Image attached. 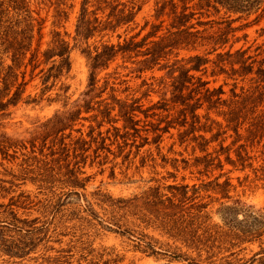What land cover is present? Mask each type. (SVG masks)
<instances>
[{"label": "trees", "instance_id": "16d2710c", "mask_svg": "<svg viewBox=\"0 0 264 264\" xmlns=\"http://www.w3.org/2000/svg\"><path fill=\"white\" fill-rule=\"evenodd\" d=\"M148 1L81 0L73 42L56 24L44 42L45 18L33 16L31 0H0V116L21 102H61L51 116L35 121L17 135L0 127L1 197L27 182L46 192V197L39 199L37 193L21 191L11 195L7 204H0V225L19 235L6 239L1 233L0 250L9 257L27 256L37 246L34 235L48 229L34 225L38 217L20 218V208L28 215L34 199H38L36 210L51 221L57 218L56 225L60 227L66 222L61 215L63 206L74 195L76 207L69 217L88 225H94L91 220L96 219L102 228L122 235L135 232L128 225H137L127 216L136 217L145 228L154 227L185 247L184 252L181 246L171 250L168 243L157 247L158 241L145 240L144 234L136 237V247L142 252L168 258L163 264H264V205L256 208L239 198L230 204L221 202L216 210L219 222H213V212L208 210L210 202L205 201L210 194L206 192L230 200L229 192L235 185L229 176L219 181L223 172L208 181L201 179L202 175L209 177L214 170H222L224 163L241 170L252 166L248 147L261 146L260 154H264V39L257 43L258 37L264 38V25L256 30L257 37L250 43L245 32L264 17V0H153L152 19H144L137 32L123 38L117 33L118 40L111 41L119 28L128 31L138 26L136 17ZM38 3L55 4L56 19L65 12L63 0ZM252 15L250 21L234 24ZM146 28L149 29L142 34ZM96 34L100 35L99 42L90 44L89 39ZM105 36L108 38L104 40ZM81 42L85 44L81 53L88 69L87 84L80 97L70 101L69 85L63 80L71 70V51ZM203 75L213 79H203ZM37 77L39 92L24 95L28 84ZM219 78L221 83L209 86ZM136 79L139 82L133 83ZM57 85L55 96H46ZM153 94L158 96L155 101L150 99ZM199 108L205 112L198 113ZM82 112L91 114L86 117ZM211 112L222 120L213 118ZM89 118L92 122L86 130L74 128L81 119ZM118 121L121 125H116ZM105 124L109 126L102 129ZM171 127L178 130L180 145L185 144V149L191 146L193 156L169 159L159 154L162 135ZM228 130L233 131V139L224 146L225 138L220 137ZM200 131L213 133L206 138ZM213 141H218L219 147L209 151ZM175 143L176 140L168 151ZM111 144L116 150L110 148ZM145 144L155 145L162 167L169 162L176 171L190 169L198 174L200 182H177L176 173L168 171L173 183L164 185L155 180L157 184L128 198L113 199L109 195L112 201L103 203L110 207L111 217L102 219L93 201L76 190L85 189L90 178L80 176L82 168L87 164L102 167L109 162L111 153L110 175L114 176L115 166L124 161L131 163L130 158H135ZM196 150L201 154L195 155ZM145 152L137 169L148 160L156 166L153 151L148 148ZM118 156H122L121 163L116 161ZM55 182H61V186ZM254 243L258 250L248 257L240 256L246 246ZM73 248L61 249L52 260L71 263L68 259ZM79 249L76 264L112 262L111 258L104 260L105 252L95 248ZM48 261L43 258V262Z\"/></svg>", "mask_w": 264, "mask_h": 264}, {"label": "rangeland", "instance_id": "374dc122", "mask_svg": "<svg viewBox=\"0 0 264 264\" xmlns=\"http://www.w3.org/2000/svg\"><path fill=\"white\" fill-rule=\"evenodd\" d=\"M39 0H31V9L34 10L33 16L35 17H42L45 18L44 23V39H49V31L56 26L59 27L61 31H65L69 34V39L73 42V36L75 35V26L77 23V17L79 14L80 9V2L81 0H63L64 4L61 7H64L65 12L62 14L61 19H56L55 15V4L45 6L44 4H39ZM153 6V0H149L146 2L139 14L136 17V22L138 24L132 30L124 31V27L119 28L116 33H114L110 39L113 42L118 40L117 33L122 35V38L125 36H129L139 30L141 25H143L144 19H152L151 14ZM38 12V13H37ZM215 16H212V18ZM254 15L250 16L247 20H240L236 21L234 24L238 25L240 23H245L253 19ZM206 19V18H203ZM264 25V17L260 20L258 24H253L245 29V32L248 33V42H252V40L257 37L256 30L259 29L261 26ZM131 26L134 27V24ZM149 28H146L142 31V34H145ZM243 31H239L238 34H242ZM108 36H105L103 39H107ZM263 37L257 38V43H261L263 41ZM100 40V35L96 34L94 37L89 39V43H98ZM45 44L42 45L44 47ZM85 47L83 42L78 43V46L71 51L70 58H71V70L68 74L67 79H64L66 84L69 85L68 95H70V101L80 97L81 93L86 89L87 84V64L85 57L81 53V49ZM253 49V48H252ZM184 54V53H182ZM7 63L9 60L6 61ZM116 62L120 63L121 59H118ZM115 63H113L109 70L113 68ZM149 74V73H148ZM162 72H156V75H160ZM103 75V72L100 76ZM203 79L212 80L213 77L203 75ZM139 82V79L134 80L133 83ZM222 80L219 78L216 82H211L209 86H217L221 83ZM58 85L55 89L51 90L49 93L46 94L54 97L55 92H58ZM226 90L228 86L224 87ZM40 89L39 78L37 77L35 80L30 82L26 88V92L24 95L31 93L34 95L38 93ZM107 94H103L105 96ZM158 96L153 94L150 99L152 101L157 100ZM145 104H147V100H144ZM61 107V102H52L48 103L45 100L39 103L38 105H24L22 102L19 103L17 106H11L8 110L5 111L2 116H0V127L12 135H17V133L21 132L24 128L31 127L35 121L37 120H44L46 117L51 116L56 109ZM205 110L203 108L198 109V113H204ZM90 113L82 112L83 116L89 117ZM210 115L217 119L222 120L221 117L215 115V113L211 112ZM140 117H143L141 113H139ZM92 121L89 119H81L77 122L74 128H82L84 130L87 129L88 124ZM121 121H118L116 125H121ZM83 124V125H82ZM109 124H105L102 126V129H105ZM170 132H164L162 135V142L160 143V153L166 155L165 157L171 158H188L191 154V146H188L185 149V144L180 145L179 141H177L178 130L171 127ZM215 132V130H214ZM170 133L173 136H170ZM206 138H210L213 132H203L200 131ZM73 134L75 135L76 132L74 131ZM233 131L228 130L225 134H223L220 139L225 138L223 141V145H228L231 143ZM149 139H151V134L149 133ZM176 140L175 145L173 146L172 151H168L170 144ZM219 140V139H218ZM107 142H109L107 140ZM218 141H213L209 144L208 150H213L214 147H219L217 145ZM235 147V146H234ZM233 147V148H234ZM110 148L112 150H116L115 144H111ZM150 148L153 153L154 157L156 158V166L153 167V161L148 160L146 165L143 167L137 166L140 165V158L141 155H144L146 149ZM260 148H253L248 147L249 162L252 163V166H247L244 170L239 169L240 167L235 168L229 163H224V167L222 170H214L212 173L209 174V177L206 175H202L201 179L208 181L213 179L217 174L223 172L224 175L220 177L219 181H223L225 177H231V183L235 185V189H231L229 194L232 196V199L227 200L226 198H221L220 194L213 193L211 191L206 192L210 194L209 197L205 198V201L210 202L208 210L213 212L211 221L219 222V215L216 213L218 207H220L221 202H225L230 204L235 198H239L241 202L246 204H251L256 208H259L264 205V154H260ZM135 150V149H133ZM182 153L181 155L179 153ZM125 154V152H124ZM201 152L199 150L195 151V155H199ZM231 156L234 158L235 154L233 149H231ZM133 153L130 155V157ZM113 158V155L109 154V159L106 164L102 167H98L94 164L90 167L88 164L82 168L84 173H81L80 176H90V178L86 181L85 189L76 188L77 191L81 193H85L89 199L93 201V208L95 211L98 212V215L102 217L104 220H108L111 217L110 207L103 202H111L112 199H116L118 197L121 198H128L135 194H139L142 190L146 189L150 185H155L159 182L167 185L173 183V178L169 177L167 172L176 173L177 182L182 183H189L192 184L193 182L199 183L200 180L197 179L198 174L196 172L191 173L190 169H180L176 171L173 169L171 164L168 162L164 167H162V159L159 155H157V150L155 149L154 144H145L141 149L139 154L135 158H130L133 161L128 162L124 161L123 164H119L114 168V176L110 175L111 166L113 162L110 160ZM222 160L224 161V156H221ZM90 159H88L89 162ZM97 160V159H96ZM117 162L121 163L122 156H118L116 159ZM225 162V161H224ZM1 168V167H0ZM101 169H104L101 171ZM255 169H258L255 172ZM185 177L182 180V177ZM246 176H248L246 178ZM258 178L251 182L252 179ZM253 181V180H252ZM56 186H61V182H55ZM60 187L57 188V191ZM15 191L9 193L6 197H1L0 195V204H7L9 201V197L11 195H17L21 191H25V193H37L39 199H43L46 197L45 190H38L35 185L30 182L26 184H22L20 187H15ZM39 191V192H38ZM92 195V193H94ZM98 192V193H97ZM97 193V194H96ZM1 194V193H0ZM109 195L111 198H109ZM70 203L65 204L63 206V211L61 215L65 218L66 222H64L63 226L57 227L56 223L58 219L51 221V218H44L39 211L36 209L39 206V203L36 202L38 199H34L32 203L33 207L30 209L28 215L23 213V209L18 210V216L20 218H28L32 219L38 217L36 220L35 226H42V228L48 227L46 231L44 229H40V233H36L34 236L37 240L36 248L30 252L27 256L20 258V257H9L7 254L0 250V264H58L53 259L56 256L58 251L61 249H67L69 246L73 245L75 248L72 249L70 254L72 257L68 259V262L65 264H76L77 259L79 258L81 252L79 247L80 246H89L90 248H95L96 250H100L101 252H105L103 259L111 258V264H163L167 261L168 258H162L159 255H148L142 252L140 249L136 247L138 239L136 237H140L141 234L146 235L145 240L150 241V238L153 240L158 241L157 247L160 243L162 244H169L171 246V250H173L176 246H181L179 243H173L171 239H168L165 235H162L158 229L154 227L145 228L143 223L136 219V217L127 216L130 220L135 221L137 226L129 227L133 228L135 232H131V235L125 234L122 235L117 232L106 230L102 228L99 221L96 219H92V223L94 225H88V223L83 222L81 219L69 217L70 212L73 210L75 201H77L76 196H70L69 199ZM83 202V201H82ZM29 211V210H26ZM107 212V213H106ZM118 213L116 217H119ZM90 218V217H89ZM44 221H48V223H44ZM121 221H125L121 220ZM106 224V221L103 222ZM140 224V225H139ZM1 233H4V237L6 239H13L14 237H19L16 232L13 230H9L7 226L0 225V238ZM24 232L22 231L21 234ZM13 237V238H12ZM258 250L257 243L249 244L246 246V249L241 251L240 256L248 257L252 254V252ZM181 252L185 251V247L181 246ZM179 252V250L177 251ZM66 253V252H65ZM43 258H49L48 263L43 262ZM116 259V261L114 260ZM114 260V261H113ZM256 264V263H254Z\"/></svg>", "mask_w": 264, "mask_h": 264}]
</instances>
